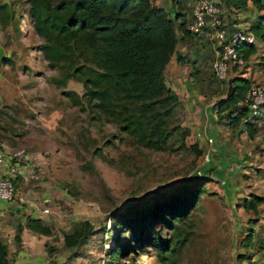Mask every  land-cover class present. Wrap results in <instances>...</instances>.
<instances>
[{"label": "rangeland", "instance_id": "1", "mask_svg": "<svg viewBox=\"0 0 264 264\" xmlns=\"http://www.w3.org/2000/svg\"><path fill=\"white\" fill-rule=\"evenodd\" d=\"M154 2L172 13L184 10L191 18L194 0ZM222 6L226 19L238 20ZM30 8L31 0H0V57L5 60L0 64V145L21 152L23 172L16 198L0 203V239L9 246L12 264H264V203L253 212L241 206L250 191L264 195V173L258 172L264 170L260 142L250 139L244 124L233 128L220 121L227 134L245 146L238 154L242 169L250 171L246 176L257 179L253 184L238 182L237 190L215 172L225 158L210 154L206 159L211 136L207 107L228 92V81L218 80L212 68L216 39L181 40L178 51L185 58L175 54L165 73L180 100L169 124L189 128L186 142L198 143L203 152L197 155L180 147L178 134L168 149L157 150L122 131L114 117L87 98L83 83L66 75L71 60L50 65L41 49L46 38L36 31ZM258 47L230 76L264 84V43ZM66 90L75 92L80 102ZM259 118V133L264 134V115ZM195 176L203 181L192 187L200 192L187 216L169 223L149 218L157 204L188 194L192 189L186 186ZM127 214L157 242L174 241V251L162 255L158 245L142 247L134 241V231L122 226L119 241L134 248L112 257L108 249L116 242L114 222ZM34 217L51 225V233L32 229L29 219ZM19 227L21 243L16 239ZM84 228L90 230L87 238L67 241V232ZM249 233L253 240L246 245L242 239Z\"/></svg>", "mask_w": 264, "mask_h": 264}, {"label": "trees", "instance_id": "2", "mask_svg": "<svg viewBox=\"0 0 264 264\" xmlns=\"http://www.w3.org/2000/svg\"><path fill=\"white\" fill-rule=\"evenodd\" d=\"M216 2L220 6L226 5L233 12L247 9L250 2L259 10H264V0ZM30 12L36 31L46 38L41 49L50 65L54 67L62 61L71 60L73 67L66 75L80 80L87 98L99 110L114 117L122 131L134 136L142 145L157 150L168 149L170 140L178 134L181 136L180 147L192 149L197 155L203 152L198 143L186 142L189 128L169 124L174 106L180 100L165 79L167 66L174 54L179 60H184V54L178 51L181 40L206 36L188 29L191 18L183 14L184 10L172 13L154 0H31ZM228 23L230 28L235 27L234 22L228 20ZM248 29L264 43V12L253 20ZM258 50L255 43L245 42L239 46L246 62ZM198 60V54L192 57V66ZM3 61L4 58L0 57V64ZM252 82L250 77L235 75L233 94L213 105L219 122L223 121L233 128L244 124L251 139L258 134L260 118L244 122L250 110L247 106H239L238 101L245 96ZM65 93L75 102H80L75 92L66 90ZM202 181V177L195 176L186 186L192 189L188 194L157 204L149 218L169 223L187 216L200 192L192 187L201 185ZM262 203L264 195L250 191L243 198L241 206L253 212ZM134 217L127 214L114 222L113 236L116 242L108 249L112 257L116 258L128 248H134L128 242L121 244L119 241L118 232L122 226L134 231L133 239L140 241L142 247L149 243L158 245L162 255L174 251V241L161 239L157 242L149 233L145 234L137 227ZM144 219L140 215L139 220ZM29 226L44 234L52 230L51 225L41 217L30 218ZM89 232L87 228L76 233L67 232L66 239L70 244L78 243L87 238ZM252 237V233H249L242 240L248 245ZM16 239L22 242V227L18 228ZM0 264H12L9 246L1 239Z\"/></svg>", "mask_w": 264, "mask_h": 264}, {"label": "built area", "instance_id": "3", "mask_svg": "<svg viewBox=\"0 0 264 264\" xmlns=\"http://www.w3.org/2000/svg\"><path fill=\"white\" fill-rule=\"evenodd\" d=\"M188 29L193 33L216 39L212 68L220 80H227L232 68L245 65L246 60L239 51L241 44L260 42L255 33L249 29L239 26L230 28L228 20L223 15L222 6L215 0H194ZM238 105L247 106L250 110V115L244 119V122L263 116L264 84L252 82L245 96L238 101ZM254 140L261 142L260 153L264 159V134L258 133ZM208 141L212 143L214 138L209 137ZM21 156V152L12 153L0 145V203L11 201L17 196L16 181L19 173H23ZM209 156L208 152L206 159H209ZM49 210L45 208L44 212Z\"/></svg>", "mask_w": 264, "mask_h": 264}, {"label": "crops", "instance_id": "4", "mask_svg": "<svg viewBox=\"0 0 264 264\" xmlns=\"http://www.w3.org/2000/svg\"><path fill=\"white\" fill-rule=\"evenodd\" d=\"M264 10H259L256 8L251 2L248 5V8L239 12H235L238 16V20L234 22L235 26H239L242 28L248 29L252 24L253 20L257 18V16L263 13ZM201 36V35H200ZM191 38V37H190ZM175 54L173 55V57ZM261 120V119H260ZM258 121V124L260 122ZM206 124L208 125L209 131L211 136L214 138V141L210 144H207V151L212 156H220L224 157L225 159L222 160V163L218 165L217 170L215 172L219 177L222 178V181H227L228 183L231 182L234 185V189L237 190L241 186H237L239 182L241 185L244 183V180L247 181L249 184H253L257 182L256 176H246L250 171L242 169V160L239 159V149H243L245 147L241 144L240 140L237 137H231L232 134H227V129L222 127L220 122L218 121V114L213 108V106L207 107V120ZM228 128V127H227ZM247 132V131H246ZM259 133V131H258ZM228 135V136H227ZM248 135V133H247ZM251 139V138H250ZM251 140H254L251 139ZM256 141V140H254ZM261 145V142H260ZM202 147V146H201ZM228 154V155H227ZM259 154V153H258ZM210 164V162H209ZM211 165V164H210ZM229 166H232V170L229 169ZM258 172L264 173V170H258ZM247 173V174H246ZM245 174V175H244ZM254 174V173H253ZM249 175V174H248ZM245 177H249L248 180ZM264 183V182H263ZM257 185V183H256Z\"/></svg>", "mask_w": 264, "mask_h": 264}, {"label": "water", "instance_id": "5", "mask_svg": "<svg viewBox=\"0 0 264 264\" xmlns=\"http://www.w3.org/2000/svg\"><path fill=\"white\" fill-rule=\"evenodd\" d=\"M234 80H235V75L234 76H230L228 78V92H227V96L226 97H229L233 94L234 92Z\"/></svg>", "mask_w": 264, "mask_h": 264}]
</instances>
